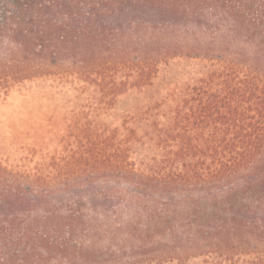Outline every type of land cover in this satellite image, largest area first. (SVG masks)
<instances>
[{
    "label": "trees",
    "instance_id": "obj_1",
    "mask_svg": "<svg viewBox=\"0 0 264 264\" xmlns=\"http://www.w3.org/2000/svg\"><path fill=\"white\" fill-rule=\"evenodd\" d=\"M74 1L78 12L58 30L59 55L71 58V75L85 82L105 70L123 71L125 80H113L108 96L119 88L142 94L161 66L179 57L207 62L208 72L191 83L173 84L161 99L144 98L125 112L121 129H108L105 141L98 140L93 171H74L81 188L85 179H104L107 185L100 196L90 195L92 209L109 211L99 206L101 197L107 202L117 186H126L125 201L134 200L149 214L155 233L162 230L174 242L190 244L183 258L255 255V264H264V0ZM35 17L37 32L22 29L28 19L21 12L9 30L13 50L24 60L44 56L53 46L41 9ZM0 25L4 34L9 26ZM3 67L0 59V71ZM27 71L23 67L22 73ZM81 148L77 162L86 155ZM40 173L18 176L0 167V264H28L30 258L47 264L40 243L72 250L47 234L37 232L34 238L33 223L21 222L40 210L48 212V222L57 217L50 211L51 188ZM75 199L74 223L61 221L47 230L79 229L85 198Z\"/></svg>",
    "mask_w": 264,
    "mask_h": 264
},
{
    "label": "rangeland",
    "instance_id": "obj_2",
    "mask_svg": "<svg viewBox=\"0 0 264 264\" xmlns=\"http://www.w3.org/2000/svg\"><path fill=\"white\" fill-rule=\"evenodd\" d=\"M78 8L79 2L74 0H0V23L9 26L3 34L4 28L0 25V59L5 60V67L0 71V167L18 176L41 171L51 188L50 211L57 212V217L48 222L45 218L48 212L40 210L25 215L21 222L24 227L33 223L34 238L37 232L40 236L47 234L51 242L58 240L72 247L70 251H63L40 243L39 252L47 255L44 261L47 264H255V255L227 257L223 253H208L183 258L190 244L176 243L162 230L155 233V224L147 218L149 214L141 212L134 200L125 201L126 186H117L107 202L101 197L99 206L107 205L109 211L101 207L92 209L90 195L100 196L107 185L104 179L95 183L85 179L86 188H81L75 181L74 171L77 175L80 169L93 171L95 161L91 155L97 143L101 148L108 129H121L125 112L144 102V98L161 99L173 84L191 83L207 77L208 72L203 70L207 62L179 57L168 67L161 66L153 86L142 94L136 88L128 94L119 88L116 96H108L113 80H125L123 71L105 70L85 82L71 75L68 63L71 58L59 55L56 44L59 27L63 22H71ZM40 9L47 39H51L53 46L44 56L28 55L29 59L24 60L22 52L13 50L9 30L16 28L21 12L28 19L22 29L37 32L39 27L33 24L32 18L36 19ZM8 54L12 59L6 58ZM23 67H27L26 73H22ZM81 145L86 155L83 162H77L75 154L82 149ZM103 165L101 162L100 166ZM78 194L85 198L79 229L73 232L67 229L59 234L47 230L46 226L54 227L61 221L74 223L70 217L74 218ZM148 233L152 235L146 238ZM229 244L230 248L234 246V242ZM175 254L179 259L172 262ZM0 258H3L1 252ZM28 264L36 263L30 258Z\"/></svg>",
    "mask_w": 264,
    "mask_h": 264
}]
</instances>
